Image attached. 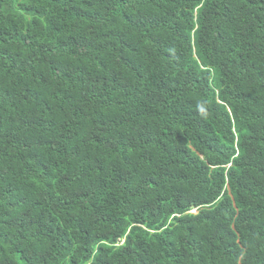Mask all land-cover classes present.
Returning <instances> with one entry per match:
<instances>
[{
    "label": "trees",
    "instance_id": "16d2710c",
    "mask_svg": "<svg viewBox=\"0 0 264 264\" xmlns=\"http://www.w3.org/2000/svg\"><path fill=\"white\" fill-rule=\"evenodd\" d=\"M0 264H264V0H0Z\"/></svg>",
    "mask_w": 264,
    "mask_h": 264
},
{
    "label": "rangeland",
    "instance_id": "374dc122",
    "mask_svg": "<svg viewBox=\"0 0 264 264\" xmlns=\"http://www.w3.org/2000/svg\"><path fill=\"white\" fill-rule=\"evenodd\" d=\"M194 211V210H193Z\"/></svg>",
    "mask_w": 264,
    "mask_h": 264
}]
</instances>
